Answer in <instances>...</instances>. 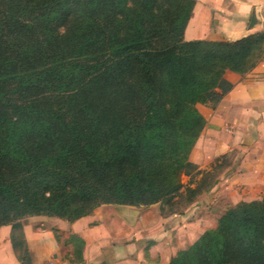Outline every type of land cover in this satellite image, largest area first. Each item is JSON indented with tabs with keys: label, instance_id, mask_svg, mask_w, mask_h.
I'll use <instances>...</instances> for the list:
<instances>
[{
	"label": "trees",
	"instance_id": "obj_1",
	"mask_svg": "<svg viewBox=\"0 0 264 264\" xmlns=\"http://www.w3.org/2000/svg\"><path fill=\"white\" fill-rule=\"evenodd\" d=\"M160 2L0 0V226L44 201L73 223L98 206L99 188L120 205L164 203L199 174L197 106L221 100L225 71L254 65L264 33L185 41L190 0L180 40L161 45ZM10 238L31 262L20 223ZM262 238L264 199L241 203L169 264H264Z\"/></svg>",
	"mask_w": 264,
	"mask_h": 264
},
{
	"label": "crops",
	"instance_id": "obj_2",
	"mask_svg": "<svg viewBox=\"0 0 264 264\" xmlns=\"http://www.w3.org/2000/svg\"><path fill=\"white\" fill-rule=\"evenodd\" d=\"M261 33H264V0H196L183 39L234 42ZM258 56L245 72L225 71V85L216 89L221 95L218 103L197 106L206 126L190 159L197 170L209 171L221 157L230 158L231 173L223 177L222 186L226 190L233 180H237V185L243 179L249 180L246 183L264 185V45ZM125 208L118 211L116 218L126 226L119 222L116 225L111 219L103 220L101 215L83 217L66 225L65 232L84 241L83 264H168L177 254H171L168 238L184 231L189 217L156 214L155 226L159 228L149 236L145 235L149 227H145L144 219L150 211L144 206ZM46 238L47 242L35 249L29 243L33 264H48L50 257L55 258L63 247L52 234L47 233Z\"/></svg>",
	"mask_w": 264,
	"mask_h": 264
},
{
	"label": "rangeland",
	"instance_id": "obj_3",
	"mask_svg": "<svg viewBox=\"0 0 264 264\" xmlns=\"http://www.w3.org/2000/svg\"><path fill=\"white\" fill-rule=\"evenodd\" d=\"M188 2L190 0L187 3H180L181 7L179 8L174 0H161L160 4L163 10L160 19L163 21L165 31L170 32L165 40L160 43L161 45L173 43L177 39L180 40L181 24L184 20V15L187 14L186 11H188ZM98 152V157L101 161H104L110 153L106 146H102ZM189 161L193 163L190 157ZM230 164L231 159L224 156L215 162L212 170L196 169L195 171H198L199 174H195L192 177H183L186 187L180 192V195H176L170 201H165L164 203L157 202L147 207L144 206L145 208L143 209L150 211V215H147L144 219L146 221L145 227H149V232H145V235L151 236L154 230L157 231L159 228L155 226L156 220L154 218L156 214L160 217L172 215L189 217L185 220L184 231L173 233L168 238L171 240L170 243L167 242L168 248L171 250V254H176L191 247L203 236L205 231L216 228L219 218L230 209L237 207L241 203L263 200L264 185L246 183L249 181L248 179L239 181L240 183L242 182L241 185H237V180H233L230 182L228 190L222 186L223 177L231 173L228 171ZM188 189L194 190L195 193L190 195L187 193ZM99 194V204L95 209L89 210V216L101 215V219H111L110 221L116 225H118L116 222H119L126 226L120 218H116L118 211L127 209L125 207H143L142 205L117 204L113 196L103 188H99ZM46 196L48 197L49 195L46 194ZM206 199L207 202H204ZM207 203L208 205H205ZM48 206L49 204L44 201L42 202L41 210H34L27 205L19 204L17 211L11 217L12 221L5 222V224L0 226V264H33L32 258L31 262L25 259L19 261V255L24 257L26 251L18 250L16 252L12 247L10 237L15 223H20L23 227L30 256L29 243L33 249L38 248V245L47 242L46 234L50 233L53 236H57L63 247L59 248L55 258L50 257L48 264H54V261L60 264H64L66 261H70L71 264H78L82 261L80 254L83 244L74 235L64 231L67 227L66 225L70 223L68 218L53 213ZM43 237L44 239H42ZM262 241L264 243V238H262ZM156 251L158 252V250Z\"/></svg>",
	"mask_w": 264,
	"mask_h": 264
}]
</instances>
